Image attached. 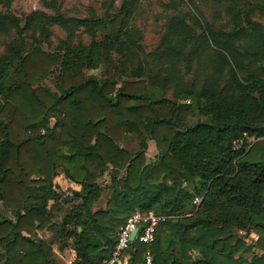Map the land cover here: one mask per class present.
<instances>
[{"label":"trees","instance_id":"1","mask_svg":"<svg viewBox=\"0 0 264 264\" xmlns=\"http://www.w3.org/2000/svg\"><path fill=\"white\" fill-rule=\"evenodd\" d=\"M198 1L163 3L171 14L146 52L142 0L80 15L60 0L17 15L0 0V264H58L59 239L74 264H102L135 212L167 218L152 244L131 243L127 264L148 249L154 264H264V0H213L214 20L197 9L191 24L179 5ZM222 13L230 27L216 25ZM102 64L104 75L86 73ZM61 173L79 185L65 198Z\"/></svg>","mask_w":264,"mask_h":264},{"label":"rangeland","instance_id":"2","mask_svg":"<svg viewBox=\"0 0 264 264\" xmlns=\"http://www.w3.org/2000/svg\"><path fill=\"white\" fill-rule=\"evenodd\" d=\"M62 5L64 6L67 13L71 15H80L87 14V8L89 6L95 8L98 13L102 11L103 1L104 0H60ZM122 0H117L116 6H120ZM172 0H142L139 11L135 16V25L143 32L142 44L146 50V52H150L157 47L160 42V38L164 31L165 18L167 15L171 14L170 9H166L163 3L171 2ZM163 4V5H162ZM35 9H43V6L40 0H13L12 10L17 15H22L23 13L31 12ZM179 9L182 13L187 15L188 21L193 24L192 15H195L200 10L203 17H205L209 21H213L215 18V11L217 10V6L213 0H200L197 2V6L193 7L187 2H183L179 5ZM257 19L264 23V17L257 16ZM217 26H221L222 28L230 27L229 17L222 13L218 21L216 22ZM55 35L57 37H62L64 32L60 27H55ZM107 71V68L104 64L96 69L86 70L88 74H94L98 76H102ZM208 70L206 67H198L193 74V78H196L197 81L202 82L203 78L207 74ZM148 93L151 96H161L163 95V91L158 87L149 86ZM173 90L169 89L167 91V96H172ZM253 140V139H252ZM254 141V140H253ZM122 146L130 151H136L139 147V142L136 138H134L130 134H126L122 140ZM159 150L156 146L154 140H149L148 149H147V157L148 160H152L157 157ZM57 178V177H56ZM103 184H107L109 182V175H105L103 179H101ZM56 185L64 198L67 196L73 195L74 187L70 185V180L64 176V174H60L56 179ZM107 194L100 200L98 207L102 208L105 205ZM62 202V201H61ZM57 204H60L59 201ZM56 204V205H57ZM69 204L64 205V209L57 210L56 208L53 210L54 212V220L62 219L65 216V210ZM258 236L255 232L251 234L248 238V242L254 241ZM62 246L63 240L59 239L58 242H54L53 245ZM52 245V247H53ZM57 247V246H56ZM70 247V246H66ZM69 259V255H66L65 259L57 258L58 264H65V262ZM61 261V262H60Z\"/></svg>","mask_w":264,"mask_h":264},{"label":"built area","instance_id":"3","mask_svg":"<svg viewBox=\"0 0 264 264\" xmlns=\"http://www.w3.org/2000/svg\"><path fill=\"white\" fill-rule=\"evenodd\" d=\"M200 201L201 196L199 195H196L193 199V203L195 204L200 203ZM166 218L165 215H157L154 212L146 214L135 212L131 214L119 228L118 240L112 250L111 256L105 259L102 264H127V252L133 242L131 240L133 231L138 229L135 240L150 245L155 240L158 225L165 221ZM68 264L72 263L69 262ZM142 264H154V254L151 249L146 251Z\"/></svg>","mask_w":264,"mask_h":264},{"label":"crops","instance_id":"4","mask_svg":"<svg viewBox=\"0 0 264 264\" xmlns=\"http://www.w3.org/2000/svg\"><path fill=\"white\" fill-rule=\"evenodd\" d=\"M70 185L73 186L74 189H79V185H77L74 182L70 181ZM51 204L55 205V204H57V202L55 203L54 201H51ZM56 209L58 210V208H56ZM65 212H66V210H65ZM202 234H203V229L196 228V229H193V230H190L187 232L185 231V232L181 233V236H183L187 239H197ZM55 242H58V240H56ZM53 251L55 252L56 260H57V258H59V260L65 259L66 255L67 254L69 255V259L65 262V264H68L69 262L73 264V262L76 258V252L71 247H69V248L68 247H61V246L55 244V245H53ZM57 263H58V261H57ZM44 264H47V263H44Z\"/></svg>","mask_w":264,"mask_h":264},{"label":"water","instance_id":"5","mask_svg":"<svg viewBox=\"0 0 264 264\" xmlns=\"http://www.w3.org/2000/svg\"><path fill=\"white\" fill-rule=\"evenodd\" d=\"M80 229H81V228H80ZM137 231H138V229H135V230L133 231L132 236H131V240H132V241L135 240V236H136V234H137Z\"/></svg>","mask_w":264,"mask_h":264}]
</instances>
